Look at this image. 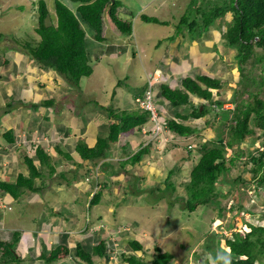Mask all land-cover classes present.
Segmentation results:
<instances>
[{
	"label": "crops",
	"instance_id": "1",
	"mask_svg": "<svg viewBox=\"0 0 264 264\" xmlns=\"http://www.w3.org/2000/svg\"><path fill=\"white\" fill-rule=\"evenodd\" d=\"M63 1L69 5L67 0ZM72 2L75 6L70 7L76 9L78 3ZM32 19L35 21V32L38 20L37 12L32 15ZM139 21L140 25L137 30L135 27H137ZM134 22L135 25L133 24L131 34L126 35L124 38L115 37L113 42L107 39L108 35L114 36L121 32L112 24L105 27L102 41L94 39L92 33L87 34V51L90 55L92 66L94 60L98 61L102 57L103 50L99 48L102 43L107 42L106 50L110 52L111 59L118 57L124 50L126 52L129 51L128 45L131 46V49L134 46L138 48L137 46L142 36L139 33L140 27L151 28L152 23L143 19L137 20L136 18ZM52 23H57V17ZM169 24L173 26L174 22ZM159 25L166 28L165 31L170 26ZM147 31L149 32L150 29H147ZM133 32L134 36L132 35ZM179 36L183 37V39L186 37L182 33L178 36L174 34L172 36L174 39L169 41V48L167 46L166 55L163 56V59L161 58L162 56L157 55L148 57L147 59L151 63L149 66H145L143 70L146 72L148 83L151 77L155 80V99L161 108L162 116L174 117L175 111L189 116L195 106L203 109V105H210L209 100L190 94L191 100L189 104L183 105L178 109H172L169 101L160 93L162 82L181 87V80L184 76L194 78L202 73H207L224 81L220 92L217 93V90H214L212 100H229L233 95L235 83L239 80L238 62L235 60L236 51L233 48H229V51L221 49L217 53L215 49L208 50L204 48L203 46L205 45L202 44L200 39L191 37L192 41L190 42V38L186 37L192 44L191 47H193L192 57L187 58L189 54L187 48H182L181 52L184 55L179 53L181 43ZM36 37V40L34 39L35 44L39 40L38 34ZM175 37L178 38L175 39ZM130 38H133V41ZM159 43L154 45L155 48H158ZM170 46H172V49H170ZM7 47L4 46V43L0 44V181H15L19 174L27 177L29 175V167L26 162L27 156L39 164L38 155L36 151L34 152V144L38 139L42 140L40 142L41 145L52 157V163L56 166V170L53 175H50L49 169L48 171L47 168L46 170L44 169V176L39 177L36 182L38 186L43 185V189L39 191L25 189L18 199L7 195L0 189V199L11 206V209L4 208L0 210V239L10 240L15 233L21 235L17 252L18 250L23 251L24 256H27V261L20 264H45L41 254L48 253L60 244L68 245L69 256L49 264H89L76 255L77 245L87 242L88 246L92 248L99 241V238L104 236L103 232L106 235V233L111 232L110 230L113 231L112 225H110L113 223L109 222H111L112 217L115 218L117 213L116 206L111 203V198L114 196L123 197L124 200L121 202L128 203L126 197L131 193L126 188L133 187L131 192L134 199L138 191L135 189L136 184H134L133 176L138 178L140 173L143 174L140 175L141 181L145 182V180L155 179L156 186H159L156 188L164 189L169 184L167 179L172 173V168L168 170L170 173L167 174L166 172L165 175L158 160L165 163L167 169L168 162L173 158L172 155H178L181 149H185L184 152H186V148L192 143L181 144L189 141V139L186 136L170 132L171 141L168 144H163V147L160 144V147L156 149L152 142H148L146 136L135 134L133 137H128L129 144H127V149H131V153L126 151L122 141H118V143L111 145L107 157L97 160H81L75 152L78 141L84 140L89 146H94L97 136L106 133L109 123L115 121L114 117L110 116V110L102 109L101 113L95 112V106L102 105L108 108L111 106L114 109L124 110L121 103H114L115 89L120 84V81H116L118 77L115 75V70H102L109 74L112 81L109 84L110 92L107 98H105V101H100L95 99L92 92L85 90L87 86L83 85V80L85 78H93V75L96 74L95 71H93L91 76L81 80V91L78 92L57 71L39 64L23 48L20 49L13 43L11 45L8 44ZM168 49L169 54L167 55ZM142 50L143 48L140 47V51ZM137 51L140 52L139 48L133 52V56L136 55ZM172 57H174V67H166ZM161 62H164L163 66L160 65ZM140 77L142 79V76ZM117 82H119L118 85ZM145 89L146 85L144 89L136 92L131 98L133 99L143 93ZM70 91L72 92L71 99L68 98L67 105L62 108L61 101H64L65 96L69 95ZM83 106L86 108L85 117L80 111ZM134 106L132 108L131 105L127 110H138L137 105L134 104ZM224 107L232 108L233 105L227 101ZM217 111L218 114L215 115L214 110L211 109L200 119H189L188 117L184 122L198 129L197 133L189 137L193 139L195 135L200 133L205 140H214L217 134L216 127L222 120L221 111L216 109ZM145 146L150 147L149 150L152 151V157L150 158L146 154L140 162L135 164L129 162L130 158ZM64 152L73 155L71 160L64 157ZM184 154L187 156V152ZM196 155L198 153H192L190 156L192 158L189 159L183 157L182 161L187 160V162H184L181 167L184 168L187 163V165L192 166L196 161ZM133 168L137 170L136 173L130 172ZM63 173H65L64 177ZM120 185L123 189H116ZM96 192L100 194L99 203L91 205V199ZM158 201H154L152 204ZM64 202L74 204L76 207L69 206L68 210H71V212L64 214L63 210L67 209V207L63 206ZM80 202L82 205L80 207L82 208L81 213L75 210V208H79ZM137 202L139 201L135 199L134 204ZM139 203L143 205L142 201ZM134 204L130 202L129 206H136ZM141 205L137 203V206ZM47 208H50L52 214L48 218L40 217ZM91 210H94V212L89 214L88 211L91 212ZM84 213L88 214L87 220L89 217L92 221L93 216V219L96 220L92 221L90 225L86 221L78 224V227H71V229L67 227L70 219H79ZM116 218L118 219V217ZM23 219L32 220L35 228L25 227V224L21 223ZM64 220H66L65 223ZM115 222L118 226H121V223ZM92 223H95V225ZM125 224L128 225V223ZM99 225H106L105 228L108 230L105 231L98 228ZM136 226L144 231L143 225L138 224ZM139 229L132 228L130 231L121 232V236L113 237L112 239H116L115 243L117 246H114L106 257L98 259L93 264H126L123 262L122 254L132 251L129 243L135 238V235L140 233ZM67 234L71 237L68 242H64Z\"/></svg>",
	"mask_w": 264,
	"mask_h": 264
},
{
	"label": "trees",
	"instance_id": "2",
	"mask_svg": "<svg viewBox=\"0 0 264 264\" xmlns=\"http://www.w3.org/2000/svg\"><path fill=\"white\" fill-rule=\"evenodd\" d=\"M78 3L76 9H72L63 0H55L57 23L49 21V9L45 0L34 1L36 6L38 24L35 32L39 35L36 45L30 42L16 43L20 49H24L35 61L44 67L57 71L66 82L74 89L81 91V80L93 73L90 55L87 51V33L98 41L103 40L105 20H110L118 30L126 35L133 31L132 21L122 18L120 11L124 8L120 0H71ZM187 6L177 13L183 12L178 19L176 36L182 34L197 39L205 29L210 28L219 18H227L222 30L224 43L229 48L236 50L235 60L238 62L239 80L235 83L233 95L229 100H212L214 90L217 93L224 85V81L218 77L202 73L196 77L184 76L181 87L163 83L160 87L172 109L189 104L190 94L198 95L209 100L210 105H203V109L195 106L191 114L175 111L174 117L167 118V128L181 136H190L197 133L198 129L184 122L190 118L200 119L211 109L217 115L221 111L223 132L216 129L214 140L198 142L196 161L192 165L188 179L186 180L187 199L185 208L194 212L197 206L206 207L217 205L220 209V198L228 197L232 188L237 190L234 194L236 204L232 210L253 213L251 208L244 205L242 192L248 184L255 183L256 189L264 191V0H189ZM144 21L166 24L168 21L157 16L141 14ZM89 27H88V26ZM184 30L180 29L181 26ZM86 27L88 29H86ZM222 28V27H221ZM5 36L0 32V40ZM170 39V38H168ZM172 37L170 40H173ZM226 83V82H225ZM142 95V93H140ZM232 103V108H225L226 102ZM48 103V102H47ZM98 103V102H96ZM102 109L110 110V116L116 119L109 123L108 131L97 136L94 146L84 141H78L76 155L81 160H97L108 156L111 145L117 142L120 136L141 134L143 125H150V111L140 107L138 110H118L113 107L102 106ZM161 110V109H160ZM161 113V111H160ZM182 119V120H181ZM247 137H252L250 146L255 145V150L241 149V144ZM236 146V147H235ZM126 151L131 153V149ZM149 146H145L136 152L131 158V163L140 162L147 154ZM195 147L193 146V149ZM193 149H186L188 158ZM232 151L229 154V151ZM39 164L31 157H26L29 167V175L25 177L19 174L15 182L0 181V188L12 197L18 198L25 189L39 191L43 185H36L37 179L43 177L45 172L41 168L49 169L53 175L56 166L52 163V157L43 146H38L37 153ZM64 157L71 160L73 155L64 152ZM244 155L246 158L243 159ZM242 161L246 166L251 164L248 172L251 177L231 175L232 168ZM65 173H63V177ZM47 175V174H46ZM220 182L231 184L229 192L219 186ZM172 184L169 183L168 186ZM245 188L242 189V188ZM241 196V197H240ZM99 193H95L91 199V205L99 203ZM175 203V202H174ZM219 215H222V208ZM244 221V220H243ZM246 225V228H244ZM242 230L232 233V237L218 234L216 240L211 239L206 243V249L210 252L204 256L199 264H264V225L252 223L242 224ZM229 229V228H227ZM19 233L14 234L12 240H0V261L2 264H17V248ZM135 251H144L145 245L133 238L129 243ZM225 245V246H224ZM108 245L104 237H101L91 250H86L82 244L77 245L76 255L83 261L93 264L98 259L107 255ZM69 247L60 244L46 254H41L45 264L58 261L69 256ZM155 257L143 260L136 253L123 254L127 264H168L173 255L164 252L159 246L154 248ZM97 257V258H96Z\"/></svg>",
	"mask_w": 264,
	"mask_h": 264
},
{
	"label": "rangeland",
	"instance_id": "3",
	"mask_svg": "<svg viewBox=\"0 0 264 264\" xmlns=\"http://www.w3.org/2000/svg\"><path fill=\"white\" fill-rule=\"evenodd\" d=\"M34 1L37 0H0V32L5 36L4 39L0 40V44L4 43L5 47H7L8 44L11 45L13 43L15 45L18 42L19 44L30 42L33 46L36 45L34 39L36 40L37 34L34 32L35 21L32 19V15L37 12ZM45 1L48 4V9L50 8L49 21H55V0ZM120 1L124 6V8L120 11V16L125 19L129 18L128 20L132 21L134 25V19L136 18L137 20H141L142 18L140 15L143 13L151 16H157L163 20L168 21V23H166L165 25H170V22H174L173 26L170 25L167 31H165L166 28H164L162 25L156 23H152L151 28H146L143 26L140 27L139 33H141L142 36L137 47L139 48V51L140 47H142L143 50L140 52L137 51L135 56H133V52L136 49L138 50V48H136L135 46L131 49V46L128 45V47L130 48L129 51L126 52L124 50L122 54H119L118 57L113 59H111L110 52L106 50L107 42L102 43L101 46H99V48L103 50L101 54L102 57L98 61L94 60L93 62V71L96 72V74L93 75V78H85L83 80V85L87 86L85 87V90H88L90 93L92 92L95 96V99L105 101V98H107L110 92L109 84L112 79L107 72L105 73L102 70H115V75L116 77H118L116 81H120V84L119 86H116L115 89L114 103H121L123 105L122 109H128L129 107H131V105L132 108L135 107L134 98L132 99L131 96L135 95L136 92H140V90L144 89L145 85L148 84L146 72L143 71L145 69V66H149L151 63V61H149L147 58L157 55L162 56L161 58L163 59V56L166 55L165 51L167 46L169 48V41L171 37L179 31L177 29V21L183 14V12L179 14L177 13V11H179L180 9L182 10L183 5L187 6V1L189 0ZM67 2L69 3V5L67 4L68 6H75L72 1L67 0ZM125 12H127L128 14H125ZM226 20V17L217 19L216 21H214L213 25L210 26V28L205 29L203 31V34L197 38L202 41L203 45H205H202L204 48H207L208 50L215 49L216 52L221 51V49L223 51H229V47L223 42L224 40L221 33L225 27V24H227ZM141 22L144 23L143 21ZM104 24L105 27L109 26L110 20L104 19ZM137 24L138 25L135 28L138 30L140 21ZM185 27L187 26L183 25L180 27V29L183 28V33L186 32ZM86 29L88 28L86 27ZM147 29H150V31L148 32ZM132 35L134 36V32ZM185 36L189 37L188 35ZM115 37L124 38L126 37V34L119 33L118 35L114 36H111L109 34L107 39L113 42V38ZM168 37H170V39H167ZM186 37L183 39V37L179 36L181 40L179 53L184 55L181 52L182 48H187L189 50L187 58H191L193 54V47H191L192 44L190 42L192 41V39L189 42ZM177 38L178 37H175V39ZM130 40L133 41V38H130ZM158 42H160L159 46L158 48H155L154 45H157ZM170 49H172V46H170ZM233 50L236 51L234 48ZM168 51L169 49L167 50V55L169 54ZM163 63L164 62H161L160 65L163 66ZM169 63L166 65V67H174V57L169 60ZM140 76H142V79ZM118 83L119 82H117V85ZM71 91L69 95L65 96L64 101H61L62 108L63 106L65 108V105H67V101L69 100L68 98L71 99ZM80 111H82L81 113L85 117L86 108H84L83 106L80 108ZM96 111L101 113L102 107L100 105L95 106V112ZM223 120H225L224 117L220 121L218 125L219 127H216V129L219 131L220 128H222L221 125L223 124ZM225 132L227 131L225 130L223 132L222 128V134H225ZM129 136L133 137V134H130ZM186 138H188L189 141L181 144H187L191 142L195 147L193 149V153L195 154L197 149L196 145L198 144V142L205 140L200 133L195 135L193 139L189 136H186ZM251 139L252 137H247L245 142L241 144V149L254 151L255 145L250 146ZM157 141L158 140H156V142ZM163 144L165 145V143ZM163 144H161V147H163ZM184 151L185 149H181L178 155H172L173 158L168 162L167 169L165 163L158 160L159 164L162 165V172L165 175L166 172L167 174H169L170 172H168V170L172 168V173L170 174L171 177L169 176V182L172 184L167 186V188H156L159 186H156L155 179L145 180V182L141 181L140 175L143 174L140 173L138 178H135L133 176L134 184H136L135 189L138 191V194L134 197V199L131 192V189L133 187L126 188L127 191L131 193L126 197L128 203L121 202L124 200L123 197L118 198L114 196L113 198H111V203H113V206H116L115 208L117 213L115 218L112 217L111 222H109L113 223L110 224L112 225L113 229L118 226L115 221L121 223V226L123 227L126 226L125 229H127L128 227L130 228L131 226L132 228H136V230H138L139 228L137 226L135 227V225L141 224L144 226V231L139 229L140 233L138 235H135V238H137L138 241H141L145 245V250L143 252H138V254H140L139 256H141L143 260H149L155 257L154 248L157 245L162 249V251L169 252L173 255V259L168 264H199L203 260L204 256L209 255L210 252L205 248L206 243L210 242L211 239H213L214 241L216 240L217 235L215 233H222L227 237H232L233 232L242 230V224L244 223L246 224L250 222L255 225H264V191L260 188L256 189L255 183L248 184L246 190L243 187L242 189L245 190L244 193L243 190H241L244 205L248 208H251L253 210V213H249L246 211L240 212L238 208L232 210V205L236 204L234 194L237 192V190L235 191V189L233 188L231 193L228 194V197L220 198V209L222 208L221 216L219 215L220 209L217 205L206 207L205 205L200 204L197 206V209L194 212H190L187 208H185L186 199L188 197L186 189V179L188 178L189 171L191 170L190 167L192 168V166L187 165V163L184 168L181 167L184 162H187V160L182 161L183 157L189 159L184 154L186 153ZM229 154H231V151H229ZM149 156L150 158L152 157V151H150ZM244 158H246L245 155L243 159ZM244 166L245 164L242 161H237V163L232 168L231 175L233 177H236L240 174L244 177L250 178L251 173L248 172V168H251L252 165L248 164L246 166V170L244 169ZM130 172L136 173L137 170L133 168ZM159 179H161V177H159ZM219 186H221L225 190V192H229L228 190L231 188V184L227 182H220ZM116 189L122 190L123 187L120 185ZM135 199L139 202L142 201L143 205H141L139 202L137 203L141 206H137V203L134 204ZM154 201L158 202L152 204ZM173 201L176 203H174ZM130 202H132L136 206L130 207ZM63 206L67 207V209L63 210L64 214H68V212H71V210H68L69 206L76 207L74 204L72 205L71 203L68 204L66 202L63 203ZM81 206L82 205L80 202L79 208ZM79 208H75V210L81 213L82 208ZM93 212L94 210H91V212L88 211L89 214H92ZM51 214L52 211L50 210V208H47L45 209V213L40 215V217L48 218ZM87 215L88 214L84 213V215L79 219H70L71 216L69 215L70 220L68 221L67 227L69 229H71V227H78V224L85 223L86 221H88L90 225L92 221L94 222V220H96L93 219V215L92 221L89 217L87 220ZM116 217H118V219ZM22 222L27 228H35L32 220L23 219L21 223ZM65 222L66 220H64V223ZM125 223H128V225H126ZM93 225H95V223ZM244 228H246V225H244ZM102 230H104V228H102ZM112 234L116 235V231L112 232ZM106 235L109 234L106 233ZM70 237L71 236L67 234V238H65L64 242H68ZM80 244H82L86 248V250L90 248L87 242ZM17 253V260H19V264L27 261V256H24L23 251L18 250ZM0 264H2L1 261Z\"/></svg>",
	"mask_w": 264,
	"mask_h": 264
},
{
	"label": "clouds",
	"instance_id": "4",
	"mask_svg": "<svg viewBox=\"0 0 264 264\" xmlns=\"http://www.w3.org/2000/svg\"><path fill=\"white\" fill-rule=\"evenodd\" d=\"M71 1V0H70ZM56 12V11H55ZM141 16V15H140ZM126 19H129V18H126ZM38 22V21H37ZM38 24V23H37ZM113 25V24H112ZM117 28V27H116ZM88 34V33H87ZM89 35V34H88ZM39 36V35H38ZM151 79H153L152 77H151ZM150 79V80H151ZM161 83V82H160ZM159 83V84H160ZM162 83H164V82H162ZM148 85H149V83L146 85V89L143 91V93H142V95H138V96H136L135 98H134V102H135V104L137 105V107H138V109L140 108V105H139V103L137 102V98H142L143 96H144V94H145V91L147 90V88H148ZM157 85V84H156ZM162 85V84H161ZM154 89H155V93H156V86L154 85ZM160 93H161V90H160ZM162 94V93H161ZM155 96H156V94H155ZM155 102H156V104H157V101H156V99H155ZM157 106L159 107V105L157 104ZM160 107H159V112H160ZM160 115H161V113H160ZM161 117H163L162 115H161ZM165 118V117H164ZM166 120H167V118H165ZM116 120V119H115ZM151 126H152V124H151ZM151 126L148 124V125H143L142 126V128H141V135L143 136H146L147 137V140H148V142H152V144L154 145V147L157 149L158 147H160V144H163V143H165V144H168L170 141H171V138H170V132H172V131H170L168 128H167V131H166V137H167V141H163V140H161V141H159L157 138H155V139H152V140H150L149 138H150V136H149V133H144L143 132V128H147V132H149L150 131V129H151ZM128 137H129V135L128 136H120L119 137V139H118V141L120 142V141H122L123 142V146L124 145H127V144H129V142H128ZM156 140H158L157 142H156ZM118 141H117V143H118ZM40 142H42V140H40V139H38L36 142H35V144H34V146H35V148H34V152L36 151V153H37V148H38V146H42L41 145V143ZM116 142H114L113 144H115ZM15 144H17V142H15ZM187 149V148H186ZM188 149H193V145L192 144H190V145H188ZM128 150V149H127ZM140 150V149H139ZM138 150V151H139ZM137 151V152H138ZM187 151V150H186ZM231 151V150H230ZM232 152V151H231ZM192 157H193V155H192ZM41 172H45V170L44 169H42L41 170ZM19 176V175H18ZM171 177V176H170ZM170 177H168V182H169V178ZM18 178V177H17ZM17 180V179H16ZM15 180V181H16ZM187 180V179H186ZM15 181H9V182H15ZM170 183V182H169ZM168 186V185H167ZM167 186H166V188H167ZM1 189V188H0ZM3 192L4 193H6L7 195H10L9 193H7V192H5L4 190H3ZM22 195V194H21ZM11 196V195H10ZM20 197V196H19ZM18 197V198H19ZM18 198H15V199H18ZM174 202V201H173ZM176 203V202H175ZM4 208H8V209H11V206H9V205H7L2 199H0V210L1 209H4ZM98 224H100V223H98ZM106 227V225H99V227L98 228H104V230L106 231V230H108V229H106L105 228ZM126 228V226H117L115 229H113V231L112 230H110L111 232H108V234L109 235H105V232H103V234H104V236H102V237H104L105 238V241H106V243H107V245H108V251H107V255L111 252V250L114 248V246H117V244L115 243L116 242V239H112L113 237H117V236H119V234H120V236L122 235V233L121 232H124V231H130L132 228L130 227H128L127 229H125ZM100 229V230H101ZM121 230V231H120ZM116 231V235H114V234H112V232H115ZM144 235H145V233H144ZM13 237H14V235H13ZM13 237L12 238H10V240H12L13 239ZM19 237H21V235L19 236ZM107 237H109L108 238V240H107ZM101 238V237H100ZM100 238H99V240H100ZM0 240H6V239H0ZM10 240H8V241H10ZM19 243V242H18ZM98 243V242H97ZM96 243V244H97ZM94 246V245H93ZM85 248V247H84ZM93 248V247H92ZM91 248V249H92ZM86 249V248H85ZM90 249V250H91ZM89 251V250H88ZM138 252H142V251H135V250H133L132 249V251L131 252H129V253H126V254H130V253H136L138 256L140 255V254H138ZM123 254H125V253H123ZM122 254V255H123ZM122 257H124V256H122ZM123 262H125L124 261V259H123ZM126 263V262H125ZM127 264V263H126Z\"/></svg>",
	"mask_w": 264,
	"mask_h": 264
},
{
	"label": "built area",
	"instance_id": "5",
	"mask_svg": "<svg viewBox=\"0 0 264 264\" xmlns=\"http://www.w3.org/2000/svg\"><path fill=\"white\" fill-rule=\"evenodd\" d=\"M155 80L151 79L145 94L142 98H137V102L140 107L150 111V120L152 123L151 129L147 132V128H143L144 133H149L150 140L157 138L159 141H167L166 131H167V120L161 117L159 112V107L155 102Z\"/></svg>",
	"mask_w": 264,
	"mask_h": 264
},
{
	"label": "water",
	"instance_id": "6",
	"mask_svg": "<svg viewBox=\"0 0 264 264\" xmlns=\"http://www.w3.org/2000/svg\"><path fill=\"white\" fill-rule=\"evenodd\" d=\"M112 1H114V0H112Z\"/></svg>",
	"mask_w": 264,
	"mask_h": 264
}]
</instances>
